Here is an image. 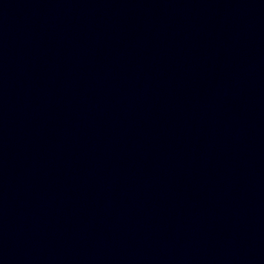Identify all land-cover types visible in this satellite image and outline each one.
Returning a JSON list of instances; mask_svg holds the SVG:
<instances>
[{"label":"water","instance_id":"water-1","mask_svg":"<svg viewBox=\"0 0 264 264\" xmlns=\"http://www.w3.org/2000/svg\"><path fill=\"white\" fill-rule=\"evenodd\" d=\"M0 264H264V0H0Z\"/></svg>","mask_w":264,"mask_h":264}]
</instances>
